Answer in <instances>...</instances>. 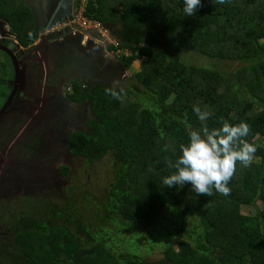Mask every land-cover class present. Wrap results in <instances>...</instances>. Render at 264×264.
<instances>
[{
  "label": "trees",
  "instance_id": "16d2710c",
  "mask_svg": "<svg viewBox=\"0 0 264 264\" xmlns=\"http://www.w3.org/2000/svg\"><path fill=\"white\" fill-rule=\"evenodd\" d=\"M183 6V0H90L86 5L85 18L130 30L133 38L116 37L118 46L109 49L119 50L115 58L122 68L130 70L136 60L141 66L128 88L114 87L106 77L105 82L69 83L66 98L85 103L92 119L85 130L65 137L66 150L87 164L107 155L122 163L109 186L112 195L95 202L91 220L75 213L76 225L92 221L98 234L144 229L148 243L161 249L156 264H264V0H201L193 16H185ZM0 13L21 46L35 41L33 15L24 0H0ZM178 52L196 53L211 66H191ZM220 61L236 67L223 73ZM136 87L153 98L151 107L138 99ZM194 106L211 115L199 120ZM225 121L246 122L249 134L243 139L256 147L249 166L237 162L229 194L214 189L211 196L197 194L190 182L167 188L163 177L174 169L166 160L174 161L187 143L185 124L212 129ZM59 170L65 178L72 168L65 164ZM243 206L252 214H243ZM35 227L14 237L19 256L30 264L133 263L140 246L135 236L120 259L104 239L91 238L92 244L82 246L69 225Z\"/></svg>",
  "mask_w": 264,
  "mask_h": 264
},
{
  "label": "rangeland",
  "instance_id": "374dc122",
  "mask_svg": "<svg viewBox=\"0 0 264 264\" xmlns=\"http://www.w3.org/2000/svg\"><path fill=\"white\" fill-rule=\"evenodd\" d=\"M32 9H34V7H32ZM111 30L118 38H120V40L130 38L133 35H131L130 30H128L126 27L123 28L117 26L112 27ZM87 36L85 37L87 38ZM92 37V35L89 36L90 39H93ZM131 40L138 41L139 39ZM85 41L86 39L81 42L82 46ZM93 41H95L96 44H101V46L104 44L99 40L96 41L93 39ZM96 50L97 52L95 53V55H93L91 54L93 52V48H88L86 50L87 54L83 53L84 48H78L76 50L73 49L72 53L68 57L70 59L69 61H64L65 59H67L66 55L63 56L62 60H59L60 67L64 71H61L60 74V78L64 80V83L62 82L63 85L59 84V88H62L63 86L65 88V91H67L70 88L69 83L72 76H74L77 81L81 82L83 81L81 79H84V73L89 76H97L95 78L96 82L98 81L97 78L99 77V75L104 74V76H107V80L103 76L100 78V81L105 82L106 80V83H110L114 87L120 86L128 88V86L132 84V81L130 82L132 72L140 70V60H136L135 62H133L130 65V70L127 71L125 69H122V66L118 62L116 63L117 65L112 64L109 61L106 64L104 59L102 57H99L102 51L100 47L97 46ZM5 55L0 52V64L1 62H4L8 65L6 67L7 76L2 74L4 72L2 71V68H0L1 80L3 79V76L8 78L10 77V79H12L11 68H9V65L12 64L8 61L10 60V58ZM60 55L61 53L59 54V56ZM72 56L76 59H71ZM177 56L191 66H211L210 60L203 58L193 52H178ZM96 60L98 61L97 63H99V65L101 64L102 72L97 71L99 65L96 64ZM216 63L218 64L217 68L219 69V71L223 73H225V71H232L236 67L229 62L220 61ZM118 65L120 67H118ZM30 75H33V72H30ZM42 77H44L43 79L45 81L47 80L45 73L42 75ZM45 81L41 82L37 79L35 80V82L39 86L45 85ZM49 85L48 88L41 87L40 89H37L36 94H34V98L36 100L37 106H40V104L44 102L41 101V98H50L53 101L49 110L52 116L45 114H42L40 117L38 116V118H40V124H30L29 129V132H32L31 137L35 136L37 137V139L29 137V139L27 140L28 142H26L25 145L23 144L24 147L20 146L17 150V153H21L20 158L16 159L17 161L22 162L21 160L25 159L24 162H26V164L31 163V165L27 167L26 165H23L19 169V171H21V169L25 168L24 171L21 172L23 173V176H26L24 177L26 180L17 177L19 186L24 184L26 185V189L25 187L23 188L21 186L22 188L20 187L19 189H22L23 191L20 190L19 192L24 193H16L17 195L8 199V201L0 202V223H6L1 224V227L6 229L0 231V246L1 243L5 245L2 249L4 255V258L2 256L4 261V263L2 264L19 263H17V258L19 256L18 248H16L13 244L9 245L11 244L13 236L12 234L16 231V228L20 229L22 227L29 226L31 227V229H34L36 228L35 226L39 225L52 228L61 224L70 226L71 231L75 236L79 238L82 246L92 244V241H90L91 238H96L99 240L104 239V242L107 243L106 245L108 247L110 246L109 248L113 249L120 259V256L123 257L127 255L126 248L130 246L131 241L134 240L135 236H137V238H140V246H138L137 251L135 249V252H133L134 254H132L134 262H128L125 264H156L162 257L160 251L161 249L157 247V243H155L154 245L148 243L147 239L144 238L146 232L144 229L131 233L130 230H133L134 227H129L125 229L123 228L119 231H113L112 233L108 234H98L96 230H99V225L96 223H92V221L90 223L87 222V225H85L84 227L76 225L75 213H77V216L81 213V215L85 216V220H87V218L91 220L93 214L90 212V210L92 211L94 209L95 202H101V200H104L109 195H112V193L110 192L112 186H109L110 184L115 183V175L117 174V170L121 167L122 163L120 160L116 158L114 159L112 155H107L102 160L97 161L93 164H87L82 158L74 154H68L67 160H63V157H65L64 154H62V146L65 140L64 136L66 137L72 131L82 129L85 130L84 127L87 122L92 119V115L88 109V106L83 103L84 110L86 111H84L80 116H77L75 114L74 117L72 114L75 113L74 110L79 107V104L72 106L68 104V106L63 109L59 105V99L53 96L56 95L55 90H53L54 85ZM136 88L137 90H134V93L136 94L138 99L141 98L144 103H148V107H151L150 104H152L151 102H153V98L147 97L146 99L142 88ZM45 98L43 99L45 100ZM22 110L25 112L28 110L26 105L22 107ZM23 119V117H19L18 115H16L14 119L18 126L22 124V127H17V129L19 130L27 129L24 128L25 123L23 122ZM11 123L12 122L7 121L0 128V132L5 139H7L6 132L11 129ZM47 133L50 135L49 138L47 136ZM41 135H44L43 139L41 138ZM60 136L63 137L60 138ZM7 146L11 145L7 144ZM52 150H55V153H57V151L60 152L58 160L55 159L49 161L46 166L43 167L40 164L42 162H45L46 159L54 156L50 153V151ZM0 151V154L5 155V149ZM25 151L27 152V154L25 153ZM7 159L9 158L7 157ZM60 159H62V161ZM65 164H68V166L71 167L72 170L70 171L69 175L63 178V176H60L58 173L60 172V170L57 171L56 169L59 167L61 168ZM49 167L52 169H50ZM16 185V183L12 182L7 183V187L10 188L9 192L12 189L17 192V189H15ZM8 209H10V211H8ZM241 211L243 212V214H252L251 207L243 206L241 208ZM111 219H109L110 224L114 225L115 222H113V220ZM45 229L47 232L48 229ZM37 230L42 231L41 228H37ZM7 248L12 249L8 250ZM20 260L21 264H30L29 262L23 260L22 257L20 258Z\"/></svg>",
  "mask_w": 264,
  "mask_h": 264
},
{
  "label": "flooded vegetation",
  "instance_id": "af4514ba",
  "mask_svg": "<svg viewBox=\"0 0 264 264\" xmlns=\"http://www.w3.org/2000/svg\"><path fill=\"white\" fill-rule=\"evenodd\" d=\"M47 2L48 3L46 4L45 1H41L40 5L38 6V13H39L40 17H43V15H45V14L52 13V11L55 9L57 4L59 3V0H47ZM41 3H43V4H41ZM72 9L73 8H70L69 11H72ZM41 25H42V23H41ZM2 26H3V23L1 24V27ZM52 33H54V32H52ZM6 36L8 37V35H6ZM80 36H81L80 32L74 31L72 29H68V30H65L61 34H59V33L58 34H52V35L48 34L46 44H44V43L41 44L39 37H38L37 40L34 41L35 44L33 43L24 49H18L14 44L11 45L10 44L11 40H9V39H5V40L3 39L1 41V42H4V45L9 47V48L13 47L17 52L14 53V55L16 56L15 57V60H16L15 68H14L13 60H11V58H10L11 61L8 60L12 64V65H9V68H11L12 79H10V77L9 78L5 77V76H7L6 67L8 65L5 64L4 62H1V64H0V68H2V71L4 72L2 74L5 75V76H3L2 80L0 79V128L2 127V125L5 122H7V121L12 122L11 123V129L6 132L7 139H5L2 135V133L0 132V150L5 149V155L0 154V202L8 201V199L15 197L17 194L24 193V192H19L20 190H22L19 188L22 186L23 188L25 187V189H26V185L23 184V185L19 186V184H18L19 182L17 181V177L26 180L24 178L26 176H23V173L21 172V171H24L25 168L21 169V171H19V169L23 165H26V167H27V166L31 165V163L26 164V162H24L25 159L21 160L22 162L17 161L16 159L20 158V156H21V153H17V150L20 146H23V144L25 145V143L28 142L27 140L29 139V137H31L32 132H29L30 124H33V123L40 124V122H39L40 118L35 117V114L43 113L45 115L52 116L51 112L49 110H50L51 103H53V101L50 98L43 97V98H45L44 102L41 103L40 106L36 105V100L34 98L35 97L34 94H36L37 89H40L41 87L48 88L49 84L54 85L53 90H55L56 95H53V96H55L59 99L60 107L65 109L68 106V104H70L71 106L77 105V103L74 104L72 102H69L68 99L66 98V95L69 92L68 90L65 91V88L63 86H62V88H59V84L63 85V83H64L63 82L64 80H62L60 78L61 71L62 72H64V71L60 67L59 60L60 59L62 60L63 56L66 55L67 59H65L64 61L65 62L69 61L70 59L68 57L72 53V50L73 49L76 50L78 48H84L83 53H86V54H87L86 50L88 48H93V52L91 54L95 55V53L97 52V50H96L97 46H95V43L93 44L90 41V39L88 38L86 40V43H84L82 46L81 42L79 41ZM75 47H78V48H75ZM94 47H96V48H94ZM0 52L3 55H5L2 51H0ZM60 53H61V55L59 56ZM102 56L103 55H102V51H101V55L99 57L101 58ZM71 59H76V58H74L72 56ZM101 61H102V59H101ZM15 69H17V71H18L17 79H15L16 78L15 77ZM101 70L102 69L99 68L98 72H100ZM30 72H33V75H30ZM44 73L47 77L46 81L43 79L44 77H42V75ZM103 76H104V74H101V75H99V77L97 79L100 80V78ZM96 77L88 76L87 80H89L91 83H93V82H96V80H95ZM104 77L107 78V76H104ZM36 79L38 81H41V82L45 81L46 84L39 86L37 84L38 82L37 81H36L37 83L35 82ZM29 81H31V82H29ZM59 96H62V97H59ZM9 97H11V100L6 105L7 98H9ZM41 101H43L42 98H41ZM24 105H26V107L28 108V110L26 112L22 110V107ZM2 107H3V109H2ZM84 111H86V110H84V105H83V103H80L79 107H77L74 110L75 113H73L72 115L74 117H75V114L77 116H80L81 114H83ZM21 112H22V114H21ZM16 115L24 118L23 119V122L25 123L24 128H27V129H25V130L17 129V127H19V128L22 127V124L20 126H18L17 123L14 121ZM49 116H47V117H49ZM51 119H52V117H51ZM76 123H77V121H76ZM43 136L44 135H41L42 139H43ZM47 136L49 138L50 135L48 134ZM61 137H63V136H60V138ZM31 138L37 139V137H35V136H33ZM64 138H65V136H64ZM30 142H32V141H30ZM7 144L11 145V146H7ZM9 147H10V149H9ZM0 153H1V151H0ZM25 153L27 154L26 151H25ZM50 153L53 154L54 156L46 159L45 162H42L40 165H42L43 167L46 166V164L49 161H52L55 159L58 160L59 154H60L59 151H57V153H55V150H52V151H50ZM62 154H64V156H65V157H63V160L64 159L67 160L68 154H70L66 150L64 143L62 146ZM70 155H72V154H70ZM7 157L9 159H7ZM60 160H62V159H60ZM32 164H35V163H32ZM9 167L10 168L12 167V168L10 169ZM59 168H57L56 170L58 171ZM50 169H52V168H50ZM47 178H49V177H47ZM10 182L17 184L15 186L16 187L15 189H17V192H15L13 189L10 190V192H9L10 188L7 187V183H10ZM31 186H33V185H31ZM8 211H10V209H8ZM1 224H6V223H0V231L6 229V228H2ZM25 228H27V227H22L20 229L16 228V231L12 234L13 236L11 235L12 241H11V244H9V245L13 244L15 246V242H14L15 233L22 231ZM41 232L45 233L46 231H45V229H42ZM4 246L5 245L3 243H1V246H0V264L4 263V261H3L4 255L2 252V249ZM7 249L9 250L12 248H7ZM11 255H13V254H11ZM2 256H3V258H2ZM20 258H21L20 256H18V258H17V263L19 262L18 264H21ZM12 264H15V263H12Z\"/></svg>",
  "mask_w": 264,
  "mask_h": 264
},
{
  "label": "clouds",
  "instance_id": "9594fccd",
  "mask_svg": "<svg viewBox=\"0 0 264 264\" xmlns=\"http://www.w3.org/2000/svg\"><path fill=\"white\" fill-rule=\"evenodd\" d=\"M183 5L182 11L185 16H193L195 10L201 5V0H183ZM63 25L53 27L48 32L64 28L65 26ZM103 26L108 30L110 38L118 43V39L112 34V30L105 25ZM82 33L80 32V34ZM91 35L94 40H99L104 44L102 46L101 44H96L93 39L89 38ZM0 36L2 37L0 42L3 39H9L11 40V45L19 46L20 49L29 46H21L17 36H12V33L3 34L1 32ZM88 38L93 44L95 43V46L98 45V47L105 49L116 60L115 56L112 55L113 50L110 51L109 49L112 45L105 43L98 34L83 33V40ZM1 43L4 44V42ZM33 43L35 44V42ZM10 49L17 52L13 47ZM107 91H110L111 95L117 99L120 98L116 91L111 89ZM193 111L201 121L206 120L211 115L209 111H201L198 106H194ZM185 127L188 129L187 143L180 145V154L176 156L174 161L166 160L167 166L174 169V171L163 177L162 183L167 188H172L173 186L182 187L186 182H190L191 189L197 194L211 196L214 189L218 193L225 196L228 195L230 192L228 183L233 176L237 162L241 166H249L256 152L255 145L243 139L249 134V125L244 121L237 124L225 121L220 127L212 129L206 126L195 129L187 123Z\"/></svg>",
  "mask_w": 264,
  "mask_h": 264
},
{
  "label": "water",
  "instance_id": "95a60500",
  "mask_svg": "<svg viewBox=\"0 0 264 264\" xmlns=\"http://www.w3.org/2000/svg\"><path fill=\"white\" fill-rule=\"evenodd\" d=\"M24 1L31 8L33 17L35 18V22H34L35 33L39 37L41 44L47 43L48 34H51V35L58 34V33L61 34L65 30L70 29V28L62 27L61 29L53 31L54 33L48 32L49 29L53 27H57V26H62L66 21H68L76 12V8L78 5L77 0H59V3L55 7V9L52 11V13L43 15V22H42L40 19L39 13H38V6L40 5L41 1H45V3L47 4L48 3L47 0H41V1L40 0H24ZM32 7H34V9H32ZM70 8H73L72 11H69ZM80 35L81 36L79 37V41L82 42L83 33ZM17 48L20 49L19 46ZM0 51H2L4 54H6V56H8L9 58H11V60H13L14 68H15V64H16V60H15L16 56L14 55L15 52L12 51L7 46H5L4 44H2L1 42H0ZM102 55H103L102 58L104 60L109 61L114 64L117 63V61L111 55H109L105 49L102 50ZM118 67L120 66L118 65ZM99 68L102 69L101 66ZM99 68H97V71L99 70ZM17 74H18V71L17 69H15V77H16L15 79H17V76H18ZM10 100H11V97L7 98L6 105L10 102ZM42 114L43 113L35 114V117H38V116L40 117Z\"/></svg>",
  "mask_w": 264,
  "mask_h": 264
},
{
  "label": "built area",
  "instance_id": "2783aa9c",
  "mask_svg": "<svg viewBox=\"0 0 264 264\" xmlns=\"http://www.w3.org/2000/svg\"><path fill=\"white\" fill-rule=\"evenodd\" d=\"M90 0H79L75 14L68 20L63 26L70 28L74 31L83 33L98 34L102 40L108 45H112L116 48L118 43L110 38V34L102 23L96 20H90L83 16L86 5ZM2 37L0 36V39ZM125 53V52H124ZM119 54V50H113L112 55L116 56ZM69 90V89H68Z\"/></svg>",
  "mask_w": 264,
  "mask_h": 264
},
{
  "label": "crops",
  "instance_id": "0c3cea01",
  "mask_svg": "<svg viewBox=\"0 0 264 264\" xmlns=\"http://www.w3.org/2000/svg\"><path fill=\"white\" fill-rule=\"evenodd\" d=\"M26 3V2H25ZM30 8V7H29ZM30 10H31V8H30ZM32 12V11H31ZM33 15V14H32ZM40 19H41V21H43V17H40ZM33 22H35V18L33 17ZM3 23V26L1 27V24ZM0 33L1 32H3V34H8V33H12V36H15L14 34H13V32L11 31V27H10V24H9V21H8V19H7V17H6V15H4V16H2L1 15V13H0ZM114 27H117V26H114ZM2 29V30H1ZM112 34L115 36V37H117L116 35H115V33L114 32H112ZM37 38H38V36L36 35V39L35 40H37ZM84 41V40H83ZM98 46V45H97ZM100 47V46H99ZM101 48V47H100ZM101 50H103V48H101ZM105 62H106V64L108 63V61H106V60H104ZM98 61H96V64H98L99 65V63H97ZM101 66V64L98 66V68ZM122 69H124V68H122ZM125 70H127V71H129L128 69H125ZM99 71V70H98ZM89 75H87L86 73H84V79H81V80H83V81H85V80H87V77H88ZM72 80H76L75 79V77L74 76H72V78H71V81ZM77 81V80H76Z\"/></svg>",
  "mask_w": 264,
  "mask_h": 264
}]
</instances>
